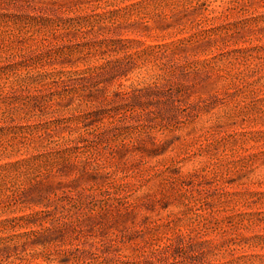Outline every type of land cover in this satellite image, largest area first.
Listing matches in <instances>:
<instances>
[{
    "label": "rangeland",
    "instance_id": "obj_1",
    "mask_svg": "<svg viewBox=\"0 0 264 264\" xmlns=\"http://www.w3.org/2000/svg\"><path fill=\"white\" fill-rule=\"evenodd\" d=\"M0 264H264V0H0Z\"/></svg>",
    "mask_w": 264,
    "mask_h": 264
}]
</instances>
